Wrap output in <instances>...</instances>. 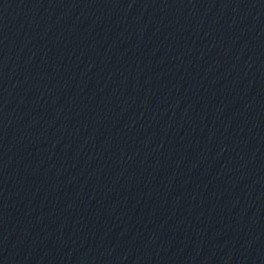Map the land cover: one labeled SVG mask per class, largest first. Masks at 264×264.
<instances>
[{"label": "water", "instance_id": "water-1", "mask_svg": "<svg viewBox=\"0 0 264 264\" xmlns=\"http://www.w3.org/2000/svg\"><path fill=\"white\" fill-rule=\"evenodd\" d=\"M0 264H264V0H0Z\"/></svg>", "mask_w": 264, "mask_h": 264}]
</instances>
